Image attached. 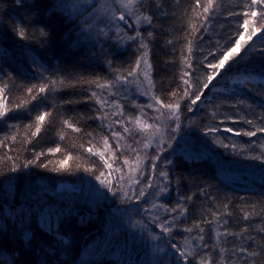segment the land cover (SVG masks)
I'll return each instance as SVG.
<instances>
[{"label": "trees", "instance_id": "1", "mask_svg": "<svg viewBox=\"0 0 264 264\" xmlns=\"http://www.w3.org/2000/svg\"><path fill=\"white\" fill-rule=\"evenodd\" d=\"M245 2L216 0L205 20L206 0L199 5L196 0H140L123 34L114 30L94 34L69 12L68 0H0V87L4 89L0 104L12 109L0 119V140L8 137L0 145V264H184L174 244L196 253L187 264H199L205 254L212 264H220V248L225 249L226 261L264 264V158H253L264 156V133L243 134L264 127V35L258 33L249 40L250 24L243 35L233 36L244 17L229 15L244 11ZM136 15L142 17L139 24ZM145 15L152 18L151 24L143 21ZM254 26L260 27L258 22ZM20 28L25 37L18 35ZM137 31L140 37L127 39ZM237 38L241 41L235 46L239 55L219 70L218 79L203 89L201 98L195 104H191L194 97L181 98L185 87L195 93L207 82V76L214 74L207 64L220 57L217 49L227 50ZM142 43L147 44L151 64L155 85L151 90L142 74L140 83L131 82V77L127 83L116 82L145 51ZM181 76L191 84L185 85ZM52 80L57 81L55 90L49 83ZM108 81L113 82L112 87L97 86ZM44 84H49L45 94L27 107H14L35 93V89L28 93V88ZM93 92L105 101L103 106L92 98ZM153 94L165 104H180L178 131L166 109L163 116L157 111L160 105ZM149 104L153 107H147ZM137 105L143 106L145 115ZM43 112L51 115L31 137L35 117ZM137 116L164 128L162 150L157 145L143 148L146 134L137 132L129 119ZM245 119L254 123L249 125ZM64 120L80 131L68 128ZM124 127L131 135L123 132ZM213 128L219 131H209ZM112 132L124 137L119 146ZM12 136L17 137L15 142ZM26 137L30 142H24ZM103 137H108L110 148L103 146ZM126 145L137 149L141 157L147 154L143 176L133 173L141 181L134 187L138 191L149 179L153 187L145 189V197L139 200L124 198L115 187L120 174L114 169L120 166L127 171L135 166V154ZM57 147L59 151H48ZM88 148L92 152L85 151ZM42 152L45 155L36 159ZM97 152L104 154L110 169L93 154ZM157 154L160 159L153 172L150 158ZM124 158L129 166H123ZM62 160L66 170L55 171ZM29 161L35 162L25 167ZM43 164L48 167H41ZM13 166L16 171L11 170ZM161 171L168 173L166 180L159 176ZM101 172V179H108L115 195L109 192L95 207L82 197L68 196L71 187L81 192L91 189L100 182L96 175ZM119 183L131 194L127 177ZM160 187L168 191L159 194ZM137 202L140 214L134 211L133 215L140 224L150 225L154 232L161 223L172 227L171 233H165L164 254H153L133 223L116 222L107 210L130 211ZM153 203L158 207L151 208ZM45 205L51 212L46 213ZM177 205L187 211L181 215ZM172 208L176 211H170ZM196 224L204 229L202 233ZM188 228L192 231H186ZM226 230L239 235H225ZM199 235L204 237L202 243L196 239ZM186 240L191 244H185ZM102 242L106 249L86 258L88 248L92 244L100 248ZM240 248L255 251L257 256L239 254Z\"/></svg>", "mask_w": 264, "mask_h": 264}, {"label": "snow or ice", "instance_id": "2", "mask_svg": "<svg viewBox=\"0 0 264 264\" xmlns=\"http://www.w3.org/2000/svg\"><path fill=\"white\" fill-rule=\"evenodd\" d=\"M17 2H19V0H17ZM118 3L122 9L128 10L129 16H132L133 10L135 9L136 5L138 3H140V0H118ZM196 4L199 5L200 0H196ZM215 4H216V0H206V4L203 7V14H205L203 16V18L205 20L208 19V15H206V14L209 13L210 9H214ZM243 7H244V11H242L240 13H231V12L229 13V15H241L244 17L242 22L238 25V31L233 33V36L239 37V36L243 35V32L248 31L250 24L253 25V28H252V31L249 33V40H251L252 37L257 36L258 33H261L262 35H264V0H246ZM111 19L114 21L115 20L125 21L127 23V21L125 20V13L124 12H120V14L118 16L115 14V12H113ZM134 19H135V22L137 24H139L141 22L142 17H141V15H136L134 17ZM143 21L151 24L152 18L150 16L145 15V16H143ZM255 22L259 23V25H260L259 28H256L254 26ZM241 29L243 31H240ZM117 31L119 32L120 29L118 28ZM43 34L44 33L42 31V35ZM18 35H20L21 37H25V31L23 28H20L18 30ZM148 35L151 36L152 33L149 32ZM140 36H141V33L139 31H137L135 36H128L127 39L135 40L137 37H140ZM240 44H241V41L237 38V39L232 40V44L227 50H224L223 48H218L217 51L220 52V57L214 58L215 62L207 64V67L209 69H213L214 74L207 76V82L203 83L202 86L195 93L189 92L187 87H185L184 91H183V96L181 98H185V97L192 98V97H194L191 99V104H195L203 95V89L208 88V86L212 82V80L215 79V76L219 74V70L223 69L225 67V65L228 64V62L230 60H232L234 57L239 55V53H237L235 50V46L240 45ZM244 44L247 45L248 41H245ZM141 47L145 49L143 54L136 60L135 64L133 66H131V69L127 71L126 75L125 74H119L117 76L116 82L123 81V82L127 83V82H129V77H131V78H133L131 82L140 83L139 76L142 74L144 77V80L147 81V85L149 87V90H151L152 88H154L155 85H154V83L151 79V75H150L151 64L149 63V61L147 59V56H148L147 44L142 43ZM188 52H189V54L191 53V47L188 48ZM208 55L212 56L214 54H213V52H209ZM183 59L186 60L187 58L185 57ZM205 59H207V57H205ZM142 62L144 65L143 69H141ZM189 67H191L190 64H189ZM117 71H119V70H117ZM185 75H187V74H185ZM181 79L184 81L185 85L191 84V80H185L184 76H181ZM49 83L52 86V90H55V86L57 84V81L52 80V81H49ZM61 83H63V81H61ZM92 83H97V82L92 81ZM97 86L99 88H110L113 86V82L108 81V82H105L104 84H97ZM5 87H6V85H5ZM34 89H35V93L33 95H31L29 100H25L21 104H17L14 107L15 108L27 107V105L29 103H31V101H35L38 97H41L42 94H45L49 90V84H44L41 86L33 85L32 87L28 88L26 91L28 93H33ZM3 90H4L3 87H0V92H3ZM143 94L148 95L149 93L144 92ZM175 95H176L175 92H173L171 94L172 97H175ZM43 98L46 99V96H44ZM92 98H95L97 100V102L99 104H101L102 106L105 103V101L101 100L95 92L92 93ZM152 98L156 104L160 105V107L157 108V111L161 114V116H163L164 110L165 109L167 110L169 118H171L176 124V129H174V131H178L179 127H180V118H179V115L177 113L179 111L180 104L179 103H167V104H165L163 101L160 100V98L158 96H155L154 94H153ZM68 103H71V101H68ZM137 107L140 108L141 115L142 116L145 115L143 112V106L137 105ZM147 107L151 108V107H153V104H149V105H147ZM189 108L191 110V105H189ZM11 110L12 109L6 108L3 104H0V119L4 118L7 115V113ZM122 114L123 113L121 112V115ZM50 115H51L50 112H43V113H41L35 117V121H34L35 131L31 132V137H35L41 131V125L45 121V117L50 116ZM129 119L131 120V122H132V124L135 127L137 132L146 134L144 136L143 141H142V146L144 149L151 147L152 143H156L158 151L162 150V149H160V144L162 143V138H161V140H156V135L160 132V125L158 123L157 124H149L147 122H142L140 116H137L135 118L129 117ZM157 119H159V117H157ZM228 119H231V117H228ZM261 119L264 120V117H261ZM245 122L249 125H252L254 123L252 120H247V119H245ZM63 123L68 128H72L75 131H80L79 128H76L75 125L72 124L71 122H69L68 120H64ZM116 123H120V121H116ZM26 127L31 128L32 125H28ZM149 130H151V131H149ZM225 130L227 132H233L232 128H226ZM209 131L216 132V131H219V129L213 128V129H210ZM123 132L131 135L128 127H124ZM258 132L264 133V127H258V128H256L255 131H247V132H244L243 134L246 136L252 137V136H256ZM111 135L115 139L116 144L119 146L121 140L124 139V137H122L119 132H112ZM236 135H240V133L237 132ZM7 139H8V137H4L3 140H0V145H2L4 143V141ZM11 139L13 142H15L17 137L12 136ZM61 139H64V137L61 136ZM24 142L25 143L30 142V138L26 137ZM219 142L222 143V141H219ZM102 143H103V146L105 148H110V145L108 144V137H103ZM168 146L170 147L171 143H169ZM224 146L227 147L228 145H224ZM233 147L235 148L234 145H233ZM261 147L264 148V144H262ZM126 148L128 150H130L133 154H135V161H134L135 166L134 167H128L127 171H124L122 169V167H120V166H118L117 168L114 169L118 174H120L118 176L117 185L115 187H116V191L121 192L122 196L124 198H128L129 200H131L134 197L135 199L139 200V199L145 197V195H146L145 189L153 187V182L151 179H149L144 184L143 187H140L138 191L134 187V185L140 184L141 181L139 179H137V177L135 175H133V173H139L141 176H143L144 159L147 158V154L145 153V156L141 157L138 154L137 149L132 148L131 145H126ZM59 150H60L59 147H57L55 149H48L49 152H54V151H59ZM85 151L92 152V149L88 148V149H85ZM93 154L99 156L100 160L103 161V167L105 169H110L112 167V165L109 164L108 160L105 159V156L102 152H97V153H93ZM42 155H45V153L42 152V153L37 154L36 159H39V156H42ZM112 155L115 156V153L113 152ZM253 158L254 159H262V158H264V156H256ZM150 159L152 161L151 169L154 172L156 169L155 161L159 160L160 156H159V154H157L156 156H153ZM34 162L35 161L27 162L25 164V167H27L28 164H31ZM60 163H61V168H56V169H54L55 171H60L61 169L66 170L65 161L62 160ZM113 163H116L115 159L113 160ZM168 163H171V161H168ZM122 164H123V166H129L130 162L127 158H124L122 161ZM40 166L45 167V168L48 167L47 164H43ZM11 170L16 171V167L13 166ZM85 170L87 171L88 169H85ZM101 175H104V172H101L100 175H96V179L100 181L101 185H103L104 187L109 188L111 190L109 183L106 180H101ZM159 176L163 177L166 180L168 178V173L166 171H161V172H159ZM125 177H127V180L129 183V188L131 189V194L128 190H125L124 187L119 183V181L123 180ZM167 191H168L167 187H160L159 188V194H163ZM115 194L116 193L113 192V195H115ZM156 194L157 193H153V195H156ZM157 207H158V205L155 203H153L151 205V208H157ZM160 207H164V206H160ZM176 207L181 209V213H180L181 215H183L187 211L186 209L182 208L181 205H177ZM170 211L175 212L176 208H172V209H170ZM248 215L249 214H247V213L245 214L246 219L248 218ZM156 219L158 220L159 217H156ZM206 223H210V222L206 221ZM166 225H167V222L161 223V224H159V227L162 229V231L164 233H171L173 230L172 227H169ZM194 227L198 228L201 233L204 231L203 228H200L199 224L194 225ZM186 231L191 232L192 229L188 228V229H186ZM242 231H246V230H242ZM261 231H264V228H261ZM220 235L221 234L219 232L216 233L217 238H219ZM225 235H239V234L229 233L226 230ZM153 238L156 239L157 237H153ZM196 239H198L201 243L204 241L203 235H199L198 237H196ZM249 239H251V237H249ZM185 244H191V241L186 240ZM172 247L177 249L178 256H179L180 260H182L184 262V264H187V262L189 261V257L196 255V253L191 248H185L182 250V249L178 248L177 245H175V244L172 245ZM204 247H207V245H204ZM219 251L221 253L220 264H235V260H233V261H226L225 260V258L223 256L225 249L220 248ZM238 253L239 254H246L248 257L257 256V253L255 251L248 252V250L246 248L238 249ZM199 264H212L211 257L208 254L201 256L199 258ZM245 264H247L246 261H245Z\"/></svg>", "mask_w": 264, "mask_h": 264}, {"label": "rangeland", "instance_id": "3", "mask_svg": "<svg viewBox=\"0 0 264 264\" xmlns=\"http://www.w3.org/2000/svg\"><path fill=\"white\" fill-rule=\"evenodd\" d=\"M68 1H69V7H68L69 12L75 15L77 19L83 23L84 27L88 28L89 31L94 34H100L104 31H109V30L117 31L118 28L120 29L119 33L123 34L124 32L122 29L128 30L129 29L128 26L131 25L129 20L130 16L128 15V10L122 9L118 3V0H68ZM113 12H115L117 16L120 14V12H124L125 20L127 21V23L125 21L112 20L111 17ZM219 75L220 72L218 75L215 76V79H213L210 84H212L216 79H218ZM229 83L231 84L233 82L230 81ZM141 87L144 90H146L147 86L145 85V83H141ZM163 130L164 128L160 127V132L156 135V140H161L162 138V142L164 141V138L162 137ZM152 145H157V144L152 143ZM106 181L109 183L108 179ZM109 185L111 187L110 183ZM71 189L73 190V192H71V194H68L69 197H74V198L82 197L83 199L87 200V203L93 204L92 205L93 207H95V205L100 204L109 194V192L110 194L113 192L112 187L110 190L109 188H106L103 185H101V183L98 181L95 186H93L91 189L85 190V192H81L79 190L74 191L76 189L73 187H71ZM133 207L134 208H131L132 210L130 211L127 210L126 208H111V210L108 208L107 210L110 211L109 215H111V218H113L116 222L126 221L129 223H133L134 229L137 231V234H139L140 237L143 238L150 245L153 254H157V255L164 254L165 245H166L165 239L167 238L166 234L160 228L157 230V232H154L150 225L146 226V224H140L139 221L135 220L133 212L135 211L138 214L139 213L138 208L141 207V205L139 202H137L136 206ZM45 208H46V213L48 211L51 212L52 210V208L49 205H45ZM146 210L147 209H145L144 211ZM92 212L89 211L90 214H92ZM151 222L157 223L154 219ZM153 237H157V238L154 239ZM103 242H102V246H103ZM96 245L97 244H92L88 248L86 258L89 259L96 256L97 254H94V252L96 251H98L101 254V251L103 249H106V247L104 246H108V241L104 244L103 248L102 246L98 248V245L97 246Z\"/></svg>", "mask_w": 264, "mask_h": 264}]
</instances>
